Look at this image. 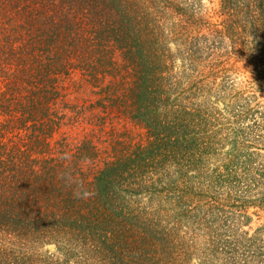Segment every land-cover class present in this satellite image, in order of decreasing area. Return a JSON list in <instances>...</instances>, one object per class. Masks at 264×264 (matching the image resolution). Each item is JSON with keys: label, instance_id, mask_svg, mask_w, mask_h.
Segmentation results:
<instances>
[{"label": "trees", "instance_id": "16d2710c", "mask_svg": "<svg viewBox=\"0 0 264 264\" xmlns=\"http://www.w3.org/2000/svg\"><path fill=\"white\" fill-rule=\"evenodd\" d=\"M261 93L264 0H0V264H264Z\"/></svg>", "mask_w": 264, "mask_h": 264}, {"label": "rangeland", "instance_id": "374dc122", "mask_svg": "<svg viewBox=\"0 0 264 264\" xmlns=\"http://www.w3.org/2000/svg\"><path fill=\"white\" fill-rule=\"evenodd\" d=\"M206 7L210 10L217 8V0H203ZM240 73L236 75L237 81H241L243 85H246L245 81L248 80V74L243 73V69H239ZM259 98H264V93L259 94ZM264 221V214L262 213L259 217H253L252 222L250 223L249 227L250 229L255 228L258 224ZM44 250H48L50 253L54 250V247L52 245L45 246Z\"/></svg>", "mask_w": 264, "mask_h": 264}]
</instances>
